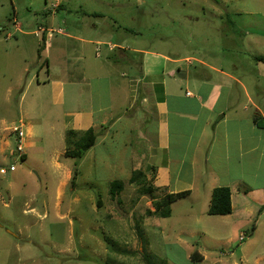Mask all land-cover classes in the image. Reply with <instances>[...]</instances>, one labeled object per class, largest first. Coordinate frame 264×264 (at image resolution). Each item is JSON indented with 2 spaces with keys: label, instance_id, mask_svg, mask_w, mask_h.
Segmentation results:
<instances>
[{
  "label": "rangeland",
  "instance_id": "rangeland-1",
  "mask_svg": "<svg viewBox=\"0 0 264 264\" xmlns=\"http://www.w3.org/2000/svg\"><path fill=\"white\" fill-rule=\"evenodd\" d=\"M61 1L57 9L55 0H0V168L7 169L0 172V264H147L146 253L153 264H255V256L264 253V226L254 240L247 227L229 240L233 233L215 228L223 223L206 211L205 197L174 201L172 217L160 219L167 229L147 227L143 232L139 225L156 214L148 213L153 211L150 199L141 198L131 185L113 197L111 183L94 172L79 173L74 186L68 182L61 189L66 167L81 172L80 158L63 155L70 129H63L58 117L47 58L54 64L57 57L51 56V47L61 46L68 39L65 35H95L106 42L95 45V54L101 55L91 59L96 63L114 56L120 60V49H114L120 43L191 56L192 67L201 66L199 59L242 64L259 73L264 83V62L256 59L264 55V0ZM58 28L62 32L52 33L47 49L35 36L36 30L48 35L47 29ZM225 35L235 39L233 46ZM70 41L77 49L81 44ZM226 49L231 50L229 56H218ZM75 51L69 53L72 63L67 66L80 73ZM26 63L23 82L8 94ZM65 97L64 110L69 107L66 92ZM15 127L24 133L22 152L17 150ZM18 154L25 159L16 160ZM13 162L16 171L9 170ZM150 186L145 184L143 190ZM189 208L196 210L190 217ZM241 235L245 241L238 240ZM191 245L203 260L189 257Z\"/></svg>",
  "mask_w": 264,
  "mask_h": 264
},
{
  "label": "crops",
  "instance_id": "crops-1",
  "mask_svg": "<svg viewBox=\"0 0 264 264\" xmlns=\"http://www.w3.org/2000/svg\"><path fill=\"white\" fill-rule=\"evenodd\" d=\"M61 3L55 0L53 5L58 9ZM35 36L43 39L46 49L54 37ZM65 36L68 39L61 46L56 43L53 50L51 47V56L57 57L54 64L47 58L48 82L59 105L58 117L63 120V129L94 128L97 139L80 158L81 172L77 170L74 174L73 169L66 167L60 188L68 182L74 186L79 173L96 172L97 175L99 172L96 178L110 183L121 180L124 190L131 185L138 192L139 186L131 184L130 179L136 171H141L154 187L152 193L142 194L141 198L150 199V208L154 210L153 199L185 190L190 191L185 197H205L209 205L214 188L228 186L232 212L215 215L223 223L215 224V228L233 233L229 240L236 239L238 231L248 230L253 232L250 240H254L264 226V83L261 75L242 64L218 63L219 60L213 64L199 59L201 66L192 67L191 56L174 54L172 50L129 48L120 43L114 44V49H120V60L114 56L107 63H96L91 59L101 55L95 54V45L105 41L95 35ZM70 38L80 41L78 49ZM225 40L232 46L235 43L229 35H225ZM74 50L82 65L80 73L67 66L72 63L69 53ZM227 51L218 56H229L231 50ZM120 62L124 64L123 69ZM182 62L188 63L183 66ZM23 70H27V63L21 69L18 82L8 87V94L20 87ZM50 76L56 78L50 79ZM65 92L69 102L66 110L63 109ZM36 97L39 99L40 94ZM63 155L67 157L66 151ZM24 159L22 155L16 160ZM194 211V208L187 209L186 216H192ZM138 212L142 214V210ZM172 212L168 217L149 215L150 220L144 219L145 224L139 227L143 232L147 227L167 229L160 219L171 218ZM246 227L249 229L243 230ZM185 230L184 227L179 232ZM245 239L239 236L238 240ZM190 247L192 260L193 256L200 258L196 261L204 259L193 245ZM254 262L264 264V253L257 254Z\"/></svg>",
  "mask_w": 264,
  "mask_h": 264
},
{
  "label": "trees",
  "instance_id": "trees-1",
  "mask_svg": "<svg viewBox=\"0 0 264 264\" xmlns=\"http://www.w3.org/2000/svg\"><path fill=\"white\" fill-rule=\"evenodd\" d=\"M258 60L264 62V55H259L256 57ZM259 125L261 123L257 121ZM97 139V132L94 128H89L84 131L69 130L67 134L68 147L66 150V155L81 158L84 156L86 151L91 148ZM76 174V172H75ZM131 184H136L139 186L138 191L141 194L152 193L154 191L153 185L150 183V187L143 190L145 184L149 181L146 175L141 171H136L133 177L130 179ZM125 188V184L121 180H114L111 182L110 193L113 197L119 195ZM190 193L189 190L168 193L160 199H153L152 205L155 208L153 211H148L150 214H156L162 217H168L171 215L170 204L174 201L184 198ZM232 212V202H231V189L228 186H218L214 188L212 192V197L210 200L208 213L212 215H226ZM140 236V235H139ZM145 253V251L143 252ZM198 254V253H197ZM199 255V254H198ZM144 257L147 260V264H153L151 258H148L146 253ZM193 256V260H199Z\"/></svg>",
  "mask_w": 264,
  "mask_h": 264
},
{
  "label": "built area",
  "instance_id": "built-area-1",
  "mask_svg": "<svg viewBox=\"0 0 264 264\" xmlns=\"http://www.w3.org/2000/svg\"><path fill=\"white\" fill-rule=\"evenodd\" d=\"M47 30H48V35H52V33H53L54 31H56V32H58V33L62 32V29H61V28H58L57 30H53V29H47ZM47 30H46V31H47ZM35 33H36V35H40L39 30H36ZM98 53H99V52H98ZM15 131L18 132L19 141H20L17 150H18V152H22V151L24 150V147L21 145V142H22V139H23L24 133H23V130L21 129V127H15ZM16 157H22V154H18ZM15 169H16V163H12V164L10 165V167H9V170H10V171H14ZM0 172H1V173H6V172H7V169H6L5 167H1V168H0ZM244 237H245L244 235H241L240 239L243 240Z\"/></svg>",
  "mask_w": 264,
  "mask_h": 264
},
{
  "label": "water",
  "instance_id": "water-1",
  "mask_svg": "<svg viewBox=\"0 0 264 264\" xmlns=\"http://www.w3.org/2000/svg\"><path fill=\"white\" fill-rule=\"evenodd\" d=\"M22 160V159H21Z\"/></svg>",
  "mask_w": 264,
  "mask_h": 264
}]
</instances>
